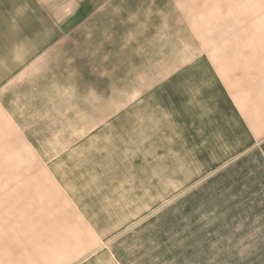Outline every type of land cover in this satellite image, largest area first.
<instances>
[{
  "label": "rangeland",
  "instance_id": "obj_1",
  "mask_svg": "<svg viewBox=\"0 0 264 264\" xmlns=\"http://www.w3.org/2000/svg\"><path fill=\"white\" fill-rule=\"evenodd\" d=\"M231 1L48 0L51 45L37 27L34 65L0 89V264H264L255 173H194L205 127L264 138V56L236 35L264 27V0L247 24ZM142 115L164 138L129 146Z\"/></svg>",
  "mask_w": 264,
  "mask_h": 264
},
{
  "label": "crops",
  "instance_id": "obj_2",
  "mask_svg": "<svg viewBox=\"0 0 264 264\" xmlns=\"http://www.w3.org/2000/svg\"><path fill=\"white\" fill-rule=\"evenodd\" d=\"M246 1L233 0L231 1V4H228L227 6L224 4L222 5L226 8V13L231 16L227 19L230 23L236 24L238 22L239 24V22H241L242 24H247L250 22H244L241 17H239L238 21V15H242L243 13L253 15L261 13L257 3H248ZM35 3L37 5H35ZM244 3L247 4L244 5ZM7 6L8 9L5 10L4 6L0 4V89H3L11 84V81L15 75L20 73L22 70L28 69L31 64L34 65L36 54V40L34 30L37 27H43L46 31V34L48 35L47 38L45 36L43 40L45 42L47 39L45 44L48 43L50 46V23H55L53 17L49 13L52 9V6L48 0H17L16 5ZM7 15H14V17L9 18ZM194 17L195 16L191 17L190 23L196 35L202 37L206 36L205 34L208 33L207 25L209 22L211 23V21L215 22L216 20L221 19L219 18L218 14L212 15L207 20L203 21ZM37 20L39 21V24L42 25L37 26ZM10 29L14 31L10 35L11 38L7 39V37L4 36L6 34L5 31ZM242 30L239 29L236 31V35L239 36L243 41H250V43H253V45L256 46L253 53L254 55L264 56V27H258V32L257 34L255 33L256 36L252 37L253 39H250L249 37L242 34ZM234 51L236 50L229 48L224 50L222 52L223 54L221 53L211 55L228 58L231 55H234ZM6 118L10 119L9 116H6ZM5 122H7L6 119ZM218 127L219 126L212 127L211 125L205 127L206 137L208 134H213V139L208 142L207 147L209 148L206 151L204 158L208 160L205 162L202 169L195 171L194 173L203 174L205 177L204 181H206L210 177L215 176L214 174L216 173L223 174L226 172L229 174L233 171L244 170L247 168L248 173H255L252 177L255 179V187L257 189L254 195L255 198L258 199L259 204L264 208V138L259 136L253 137L252 142H250L251 144L244 146V135L240 134L241 136H238L236 134L235 137H233L232 134L230 136L233 139H231L227 134L223 136L221 133L222 129ZM257 130L258 129L253 131V133H256ZM152 136H155L156 139L162 137L164 138L163 125L160 122L158 126L157 122H149L148 119L144 117V115L136 116L134 121L130 123L128 132H126V143L127 145L129 144V146H131L138 139L141 144L146 143V141ZM134 147L137 148L138 145H134ZM178 159L179 155L177 157V162ZM252 160L259 162L260 164L258 166L255 165V167L249 166V163ZM20 162H22L21 159ZM176 164V172L179 174V165L178 163ZM161 169L163 168L161 167ZM161 169H159L160 172L159 170H156L155 178L159 177V174L162 172ZM189 173H191V171ZM249 177L250 176H247V178ZM178 181L179 179H177V181H172V191L179 189ZM160 183L162 185L160 189L164 188L163 176L160 177ZM17 197L22 196L18 194ZM153 203L158 204L160 203V200H156ZM262 213H264V210ZM259 215L264 216V214Z\"/></svg>",
  "mask_w": 264,
  "mask_h": 264
}]
</instances>
